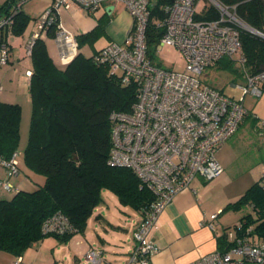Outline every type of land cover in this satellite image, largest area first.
<instances>
[{"label":"built area","instance_id":"2783aa9c","mask_svg":"<svg viewBox=\"0 0 264 264\" xmlns=\"http://www.w3.org/2000/svg\"><path fill=\"white\" fill-rule=\"evenodd\" d=\"M27 1L19 0L13 12L23 10ZM198 2L174 0L165 6V17L159 21L164 33L158 47L172 46L180 51L186 61L184 71L159 66L148 56L146 30L151 15L150 0H53L32 21L29 54L35 40L47 35L54 15L63 9L77 5L94 13L103 4L123 3L133 17V28L126 41L111 42L94 55L95 61L109 65L111 73L118 75L124 85L134 83L137 87L131 110H114L110 114L112 146L108 159L110 165L132 169L141 187L154 194V200L142 209V218L134 231L131 262L151 264L152 257L160 251L154 231L164 209L180 191L189 189L198 177L208 182L222 174L224 167L217 152L250 114L244 104L245 96L250 93L261 96L264 91V70L254 75L245 73L246 82L239 85L243 95L238 99L201 80L203 71L221 59L238 56L244 65L245 57L236 28L241 21L235 13L212 0L221 12L220 18L199 19ZM12 23L13 14L0 19V30L12 27ZM56 38L62 59L66 60L72 52V57L78 53L76 35L60 22ZM9 58V45L0 43V64L8 63ZM4 88L0 82V92ZM259 125L264 133V120H259ZM21 163L19 149L10 158L0 155V165L6 170L0 189L9 195L21 189L13 182L21 173ZM260 181L264 187V173ZM217 216L213 213L206 225L214 229L211 221ZM245 223L240 221L234 229L226 231L227 249L202 255L189 264H264V241L253 238V225ZM43 231L67 234L77 233V228L63 213L57 212L45 220ZM103 259L99 247H89L84 255L86 264H102ZM21 260L18 256L15 264Z\"/></svg>","mask_w":264,"mask_h":264},{"label":"trees","instance_id":"16d2710c","mask_svg":"<svg viewBox=\"0 0 264 264\" xmlns=\"http://www.w3.org/2000/svg\"><path fill=\"white\" fill-rule=\"evenodd\" d=\"M18 1L8 0L1 5L0 19L13 14V32L21 35L32 17L23 10L13 12ZM150 1L146 41L148 56L153 60L151 49L158 47L164 33L159 21L165 17V6L174 0ZM217 1L241 21L236 28L240 33L245 71L251 75L261 72L264 70V0ZM220 16L214 4L197 15L203 20ZM58 23L56 13L47 30L48 37L57 36ZM104 26L105 22L99 18L98 26L85 37L102 31ZM76 38L80 48L82 35ZM31 57L34 63L30 83L32 116L22 160L32 170L43 173L45 181L35 190L20 189L10 197L0 198V250L15 256H22L32 244L50 234L59 237L74 234L43 231L45 220L57 212L69 219L77 233H84L89 218L103 200V189L112 191L123 204L140 211L154 200V194L141 187L132 169L108 163L112 146L110 114L114 110H131L137 96L136 85H124L118 75L111 73L109 65L98 63L94 55L88 57L83 52H78L64 67L59 66L42 38L35 40ZM21 120L20 104L0 100V155L5 158H10L20 146ZM246 205H251L255 214L247 213L241 221L247 226L253 225V238L264 241V187L260 179L223 210H239ZM230 229L231 226L226 231ZM219 240L222 241V236Z\"/></svg>","mask_w":264,"mask_h":264},{"label":"crops","instance_id":"0c3cea01","mask_svg":"<svg viewBox=\"0 0 264 264\" xmlns=\"http://www.w3.org/2000/svg\"><path fill=\"white\" fill-rule=\"evenodd\" d=\"M52 2L53 0L46 3L42 11L35 15H31L30 11L22 8L32 17L23 34H15L12 27L0 30V42H6L10 47L8 63L0 64V82L5 87L0 92V100L18 103L22 107L21 139L18 148L22 152V158L28 143V138L26 140L28 130L24 129L23 120L24 117L32 116L30 83L34 63L31 54L28 53V42L33 33L32 21L38 18ZM99 18L105 22L103 30L85 37L98 26ZM59 22L76 36L82 35V45L78 52H83L88 57L95 55L111 42L126 41L134 24L133 17L123 3L103 4L94 13H88L76 5L60 11ZM109 22L115 23L116 26H111L107 30ZM106 33L109 37L106 43L97 46V37ZM42 39L46 42L48 52L57 65L64 67L73 59L72 57L67 61L61 58L60 46L56 37L45 35ZM218 89L221 90V88ZM218 159L224 167L223 162L225 161L219 157ZM224 172L225 167L222 174ZM263 173L264 165L258 168L254 181L258 182ZM5 176L6 170L0 165V180H3ZM44 181L45 175L29 168L23 160L21 173L13 179L16 185L28 191L37 189ZM215 182L214 180L207 182L202 177L196 178L189 189L180 191L164 209L154 231V239L159 244L160 251L152 257L151 264H189L202 255L229 247L226 228L230 227V223L225 222L223 216L225 210L223 209L240 196L230 197L224 190L225 185ZM102 192L104 198L110 191ZM6 197H10L9 194L1 189L0 198ZM136 211L137 213H131L120 209L116 212L108 210L104 204L99 205L89 218L84 233H74L63 237L48 235L32 244L22 254L19 264H86L84 255L89 247H99L103 250L102 264H140L131 262V252L135 246L134 231L142 218L141 211L139 209ZM213 213L218 214L211 221L214 229L205 223L211 220ZM241 218L235 223H239ZM221 236L222 241L219 240ZM17 257L8 251L0 250V264H15Z\"/></svg>","mask_w":264,"mask_h":264},{"label":"rangeland","instance_id":"374dc122","mask_svg":"<svg viewBox=\"0 0 264 264\" xmlns=\"http://www.w3.org/2000/svg\"><path fill=\"white\" fill-rule=\"evenodd\" d=\"M7 1L8 0H0V6L6 4ZM50 1L51 0H29L24 3L23 7L30 11L31 15H35L42 11L46 3ZM209 4H213L212 0H199L197 6L198 11L201 13ZM111 26L115 27L116 24L109 22L107 30ZM108 38L107 33L100 34L97 37V46H102L106 43ZM151 56L153 62L159 66L175 71H184L186 69L185 58L180 51L172 46H153L151 49ZM245 73L246 71L243 63L238 56H234V58L225 57L214 65L207 67L201 74V80L221 88V91L226 95L238 99L243 95L239 85H243L246 82ZM244 104L247 109H249V116L242 122L238 133L234 134L217 154V157L225 161L223 162L225 172L208 181L211 182L214 180L216 181L215 183L220 182V184H224V190L233 198L237 196L241 197L242 194L245 193V190L255 183L254 179L256 178L258 168L264 165V133L259 132V120H264V91L261 96H256L252 93L246 95ZM25 119H27V121H25ZM23 126L24 129L28 130L27 140L30 134L31 116L27 118L24 117ZM104 190L108 189H103V191ZM103 204L110 211L117 212L121 209L127 210V212L137 213V209L123 204L111 191L104 196L99 205ZM250 212L255 214L253 207H251V205H246L239 210L227 209L223 216L225 222L230 223L231 228L234 229L235 222H237L241 216Z\"/></svg>","mask_w":264,"mask_h":264},{"label":"bare ground","instance_id":"6f19581e","mask_svg":"<svg viewBox=\"0 0 264 264\" xmlns=\"http://www.w3.org/2000/svg\"><path fill=\"white\" fill-rule=\"evenodd\" d=\"M68 49H70V48H68ZM73 53V52H72ZM72 53H70L69 54V56L67 57V59L66 60H68V59H70V58H72V56H73V54Z\"/></svg>","mask_w":264,"mask_h":264},{"label":"water","instance_id":"95a60500","mask_svg":"<svg viewBox=\"0 0 264 264\" xmlns=\"http://www.w3.org/2000/svg\"><path fill=\"white\" fill-rule=\"evenodd\" d=\"M215 1H217V0H215ZM250 29V28H249ZM252 31H254V32H256V33H259V34H261V35H263L261 32H259V31H256V30H254V29H251Z\"/></svg>","mask_w":264,"mask_h":264}]
</instances>
